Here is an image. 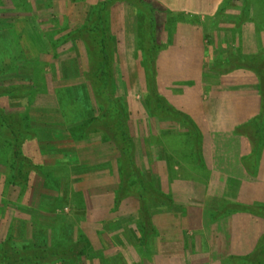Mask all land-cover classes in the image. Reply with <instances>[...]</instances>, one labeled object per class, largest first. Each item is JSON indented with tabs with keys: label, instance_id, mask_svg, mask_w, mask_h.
<instances>
[{
	"label": "rangeland",
	"instance_id": "1",
	"mask_svg": "<svg viewBox=\"0 0 264 264\" xmlns=\"http://www.w3.org/2000/svg\"><path fill=\"white\" fill-rule=\"evenodd\" d=\"M102 1L0 0V122H23L30 136L23 144L21 158L33 159L44 173L51 176L54 184L52 195L44 193L50 195V200H46L49 203L40 211L36 203L33 204L36 197L33 187L41 179L31 172L28 180V174H24L25 164L19 166L20 175L12 179L11 150L0 137V241L8 236L17 248H21L38 243L48 245L47 242L51 241L82 240L86 244L85 254L76 264H136L122 247L142 244L139 200L128 194L117 200L119 153L101 134H92L82 141L74 137L79 133L77 127L89 118L97 114L108 119L110 115L107 109L111 105L107 99L110 92L106 87L109 79L91 70L82 43L71 37L74 30L88 24L86 16L91 6ZM118 2L109 14L108 30L114 35L118 54L112 74L117 102L126 112L129 133L135 145V165L151 186L173 202L172 209L195 203L192 200L195 194L188 189L169 191L167 179L161 176L165 169L159 168L158 155L163 151V156H170L166 162L169 169L173 167L172 174H179L173 176L176 181L180 179L187 181L188 186L190 183L197 186L202 183L203 175L190 173H203L194 167L198 163L195 140L199 135L189 141L188 130L172 120H168L172 125L161 132L162 119L153 115L148 103H153L158 113V99L164 98L177 109L165 95L174 100L180 93L171 94L167 85L161 89L157 85L156 93L147 88L143 55L138 47L143 42L140 34L146 18L138 15L129 4ZM151 2L157 9V42L159 37L164 39L172 34L177 25L182 29L187 25H198L202 30V42L208 40L209 54L212 57L219 55L217 60L229 59L221 56L220 46L228 47L225 51L232 53L240 45L241 33L236 23L245 7L244 0H233L237 11L242 8L241 13L234 17V21H223L227 26L234 25L232 34L236 39L232 47L228 46L230 39L222 38V29H226L220 20L222 16L200 21L197 17L167 13ZM251 9L253 16L249 19H255L264 12V0H250L248 16ZM263 24L262 21V28ZM90 72L92 76L88 82L85 78ZM5 88H10L9 93L4 91ZM19 90L26 92L17 94ZM209 92V87H204L200 93L205 97ZM197 94L198 91L192 96ZM15 114H20L22 119H13ZM166 114L172 116V113ZM174 123H177L176 127ZM202 128L205 131L206 125ZM31 136L35 138L31 139ZM175 140L179 150L174 149ZM55 150L63 153L52 160ZM80 167L82 172H77ZM11 180L15 184L11 185ZM27 180L25 190L21 185ZM131 182V185L138 186L135 179ZM39 190L42 193V189ZM130 191L135 190L131 188ZM143 192L138 190L137 194ZM149 205L153 212L157 207L155 199H151Z\"/></svg>",
	"mask_w": 264,
	"mask_h": 264
},
{
	"label": "crops",
	"instance_id": "2",
	"mask_svg": "<svg viewBox=\"0 0 264 264\" xmlns=\"http://www.w3.org/2000/svg\"><path fill=\"white\" fill-rule=\"evenodd\" d=\"M152 1L165 12L197 17L200 21L208 17L216 18V14L226 2ZM241 10L242 8H239L237 11L234 5L226 10L220 20L234 21V17L239 15ZM246 15L248 19L245 16L238 29L241 33L238 42L240 45L237 47L239 51L235 48L233 55L264 53V24L263 28L261 27L264 12L259 13L255 19H249L253 16V10L249 16L248 12ZM224 25L226 29H222L224 35L221 37L223 40L230 39L228 46L232 47L233 40L236 39V35L232 34L234 25ZM202 40V30L198 25H187L185 29L177 25L167 38L159 37L158 40L163 48L157 59V85L159 89L167 85L171 94L180 93L175 95L174 100L168 95L165 96L172 105L189 116L200 131L197 141L194 140L197 142V149L198 145L200 146L201 164H198L197 155L198 163H195L194 167L203 173L193 171L194 173L190 174H202L203 184L194 186L190 183L188 186L187 181H176L173 176L178 177L179 174H172L173 167L171 170L167 166V158L170 156L164 155L165 159L161 149L162 153L158 155L159 168H164L165 171L161 175L159 170L158 174L167 179L172 188H168L169 191L188 189L195 194L191 199L196 202L180 204L179 208L172 210L157 207L153 211L151 222L156 232L153 240L147 246L127 244L125 248L122 247L136 264H264L256 260H245L262 245L264 217L237 212L214 218V213L226 203L264 206V124L261 126V148L257 149V155L251 140L258 138L250 136L249 132L251 120L261 111L258 79L248 70L240 69L229 73L214 70V65L210 63L221 62L217 60L219 55L212 57L208 50V40L205 43ZM219 48L222 50L221 56L226 59L233 56H228L232 54L231 51L226 52L228 47ZM204 87H209L210 92L202 97L200 92ZM196 91L197 96H192ZM199 95L201 97L198 99ZM204 124L205 131L202 128ZM160 125L162 132L172 123L162 120ZM175 125L177 123H174V127ZM258 130L257 125L254 133ZM190 136L188 139L192 141L193 137ZM151 137L156 139V136ZM174 143V149H178L176 140ZM38 183L36 182L37 185ZM260 248L264 250V244Z\"/></svg>",
	"mask_w": 264,
	"mask_h": 264
},
{
	"label": "trees",
	"instance_id": "3",
	"mask_svg": "<svg viewBox=\"0 0 264 264\" xmlns=\"http://www.w3.org/2000/svg\"><path fill=\"white\" fill-rule=\"evenodd\" d=\"M119 0H104L91 6V10L87 13V25L82 26L83 28H78L73 31L71 36L82 43L84 52L86 54L87 63L92 71L100 73V76L109 79L108 87L110 101V107L108 112L110 113L109 118L107 116H93L89 120L80 124L79 133L74 137L76 140L82 141L86 140L88 136L92 134H101L105 141L113 144L119 153L118 159V178L120 180V188L117 192V200H121L126 195L133 196L139 200V220L142 224V244L147 246L148 243L153 240L156 236L155 229L151 222L152 213L149 202L151 199H155L157 207H165L168 210H172V201L163 193L157 191L153 186H151L144 174L136 167L134 162V150L135 145L133 138L129 133L128 120L126 118V112L117 102V95L115 91L114 81H113V66L117 60V44L114 39V35L108 29L109 26V14L112 8L119 3ZM121 3H127L132 6L138 13L146 18L145 24L142 25V37L143 42L139 43V49L143 55L142 63L144 65L146 78H147V88L151 89L152 92L156 93L158 91L157 87V59L159 51L163 48L157 42L155 36V25H156V7L150 0H121ZM243 1V0H242ZM250 0H244L245 7L242 14L237 20L236 26L239 28L241 20L246 16L249 8ZM234 6L233 0L225 3L218 13L216 18L223 16L227 9ZM169 13V12H167ZM248 70L254 73L258 79V90L261 99V111L260 113L251 120L249 126L250 136L256 137L258 139L251 140L252 145L257 149L261 148V126L264 124V53H258L254 55H233L226 61L218 62L214 65V70L221 73L234 72L236 70ZM91 72L86 76V80L89 82L91 77ZM12 90V89H11ZM5 92L10 91V88H5ZM25 90H19L17 94L25 93ZM9 93V92H8ZM160 99V100H159ZM160 102L158 113L154 110L156 107L153 103H148L149 108L152 110L153 115H157L162 120H172L180 124L182 128L188 130L189 135L195 137L199 135V130L197 126L192 122L189 116L185 115L178 109L171 106L164 98H159ZM96 102L99 104L100 100L96 97ZM150 105H152L150 107ZM166 113H172L168 115ZM95 117V118H94ZM13 119H22L20 114H15ZM22 125V126H21ZM259 126V130L255 132V126ZM194 135V136H193ZM30 132L25 130L23 122L21 124L18 122L8 123L0 122V137L3 138L4 142L11 150L10 155L12 156V169L13 177H18L21 173L19 168L20 165L25 164L27 167L24 170V174H28V180L30 178V173L34 172L41 179L37 186L33 187V193L36 194L34 203L41 211L46 208V203H49V197L44 193H53L52 189L54 184L52 183V178L49 174L43 172L40 165L35 164L33 159L22 156L21 150L23 144L29 138ZM34 139V136H31ZM200 146L195 151L200 157ZM259 151V150H258ZM59 153H63L62 150H55L52 154V160H56ZM259 153V152H258ZM26 159H28L27 162ZM201 164V162H200ZM56 167H53L55 169ZM40 169L42 171H40ZM77 172H82V168H77ZM80 175V174H78ZM81 179V176H78ZM135 179L138 186L131 185V180ZM24 181L25 183L21 185L25 190L27 188V183L29 181ZM15 184L14 180H11V185ZM134 188L135 191H130ZM42 189V193L40 190ZM138 190L144 191L141 194H137ZM44 194V195H43ZM52 195V194H51ZM53 197V196H51ZM54 199V198H53ZM52 199V200H53ZM83 200V199H82ZM81 201V199L79 200ZM155 207L154 209H156ZM237 212H247L257 216L264 217V206H247L240 204H230L226 203L217 212L214 213V218H220L228 213ZM45 243H38V245L33 246H23L17 248V246L10 241V238L6 236V239L0 241V264H57V263H68L76 264L80 262L81 257L85 254L86 244L80 240H69V241H51ZM264 244V240L262 245ZM260 245L258 249L248 258V262H254L255 260L259 263H264V250L261 249Z\"/></svg>",
	"mask_w": 264,
	"mask_h": 264
}]
</instances>
